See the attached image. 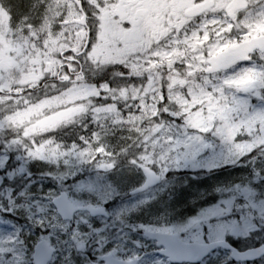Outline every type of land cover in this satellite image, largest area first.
Listing matches in <instances>:
<instances>
[{
  "label": "rangeland",
  "instance_id": "rangeland-1",
  "mask_svg": "<svg viewBox=\"0 0 264 264\" xmlns=\"http://www.w3.org/2000/svg\"><path fill=\"white\" fill-rule=\"evenodd\" d=\"M3 1L0 0V6ZM32 1L16 0V5L11 2L13 7L16 6L15 21H17L16 25H11L17 26L19 31L28 23V13L38 7L39 0ZM25 2L28 5L27 12L24 10ZM64 2L51 0L48 4L53 18L66 15L62 10L57 11L59 9L57 7ZM255 7L253 0V8ZM218 25L219 23L206 20L202 31L211 39L203 41L200 48L178 40L173 52L167 53L164 49L160 56H157L156 61L150 62L153 65L152 69L156 65L168 72L167 78L163 75H160L159 79L150 77L145 80L143 86L128 82L127 79H117L112 84L101 86L114 98L128 103L125 116L120 113L116 104L97 109L96 115L103 128L105 125L112 133L120 131L125 136L126 148L122 153L129 163L127 168L121 166V159L117 157L119 153L115 154L113 151L116 145L107 146L98 143L97 146H87L76 152L65 153L64 175L60 176L66 181L60 185L45 186L47 182L44 181V163L55 154L54 149L43 146L36 152H32L24 143L23 150L27 151L26 155L20 154L16 161L12 159L10 161L7 154L9 149H13L12 144L9 143L10 139L7 138L8 126L25 123L27 116L35 114L36 111L39 113L40 108L30 105L27 109H10L5 105L6 99L0 97V151L2 152L0 169L9 162L12 165L13 161V166L6 171L9 187L3 186L5 177L0 175V232L3 235V239L0 236V264H31L34 247L42 239H48L59 249L51 264H92V260L101 263L103 257L109 254L121 260H131L136 255L142 257L141 254L146 251L154 252L155 247L149 245L142 236L144 230L169 233V229L182 228L188 232L191 243L205 244L231 240L237 242L240 248L253 245V241L264 242V187L260 188L258 184H264V162L257 163L249 160L244 164L237 163L240 156H245L253 148L264 145V124H261L259 132L255 124L245 128L246 133L252 137V143L244 141L228 147V144L222 145L217 138L208 136L211 148L199 153L187 148L189 143L187 137L193 127L198 129L211 127L213 121L225 115V109L220 108L219 102L214 101L211 93L207 91L213 81L221 80L223 75L213 76L210 79L203 72L208 57L233 45L228 42L226 26ZM6 31H0V77L2 79L3 75L8 73L11 81H18L17 86H21V84L32 82L37 76L34 74L36 70L42 68L44 71H54L58 65L56 56L62 49L55 48L48 42H43L42 46L35 42L36 46H25L28 56L25 58L18 56L19 60L16 62L14 56H7L5 52L11 51L13 54L12 50L21 52V48L13 49L6 46L1 39L5 37ZM224 32L226 36H223ZM260 34H264V26H258L252 36ZM10 35H14V32ZM34 35L35 39L40 38L37 34L34 33ZM238 35H240L239 31H233L232 41ZM224 43L226 46L221 48L220 45ZM172 56L177 57L178 67L164 62ZM149 58L146 57L143 60ZM18 65L23 69L26 66L23 70L25 77L21 73L17 74L20 71ZM133 66L139 67L137 62ZM134 69L138 71L139 68ZM25 78L28 80L26 81ZM8 80L9 78L3 79L2 84H6ZM245 83L247 81H236L228 84V87L241 89ZM75 87L78 88L71 93L75 100L83 99L91 94L99 96L101 93L98 87L84 85ZM185 89L191 101L187 99ZM165 92L168 102L162 103ZM131 100L137 101L133 103ZM164 112L171 115L164 116L159 123L151 122ZM171 116H179L186 120L187 124L179 125V122L172 120ZM32 133V131L24 133L23 138L30 141L33 138ZM237 134L242 133L237 131ZM193 135L199 136L201 132L193 133ZM129 146L134 147L132 152L128 149ZM182 146H185V149ZM14 150L22 149L16 147ZM260 156L264 157V149L261 150ZM135 157L139 158L137 164L131 163ZM153 158L160 159V162H155ZM92 161L97 166L96 174L84 175V177L77 175ZM32 163L36 165L30 170L29 165ZM154 165L162 169L161 172L165 176L163 183L144 195L128 197L127 194L131 195V192L141 185V180L145 176L144 168H152ZM14 168L20 175H13ZM251 169H253V190L246 193L248 201L243 198L246 201L243 205H246V209L250 206L252 210L243 217L241 216L243 208H237L240 217L236 219L231 215L232 208L237 206L234 204L238 201L237 198L245 193L236 186L239 182L241 184L244 175L250 173ZM187 170L191 172L187 174L185 172ZM32 173L37 176H24V174ZM258 173H261V176H258ZM205 175L217 178L201 179ZM259 177L260 182H256ZM78 178L90 184L76 183L74 189H70L66 183L69 179L76 181ZM63 188L68 190L74 201L94 204V206H108L110 220H93L86 214L77 217L76 227H72L57 219L56 213L49 215L48 209L52 206V198L59 193L58 190ZM85 189L93 193L91 198L84 199L77 194ZM216 196L214 203L211 199ZM41 215L43 219L38 218ZM214 219L225 222L227 227L213 228L209 235L204 236L202 226ZM8 228L9 236L16 232L19 237H22L20 244L23 246L20 249L16 246V241L7 242V237L2 230L7 231ZM89 244H93L94 247L90 249ZM154 258L159 257L149 255L142 257L144 264H157ZM164 260L159 258V264H170ZM202 264L234 263L228 253L219 251ZM257 264H264V260Z\"/></svg>",
  "mask_w": 264,
  "mask_h": 264
},
{
  "label": "flooded vegetation",
  "instance_id": "flooded-vegetation-1",
  "mask_svg": "<svg viewBox=\"0 0 264 264\" xmlns=\"http://www.w3.org/2000/svg\"><path fill=\"white\" fill-rule=\"evenodd\" d=\"M62 1L65 2L57 7V11L62 10L66 15L53 18L48 8L51 0H39L38 7L28 13V23L22 26L21 31L10 24L11 21L17 23L16 6L11 5V2L16 5V0H4L1 6L6 13L0 12V31L7 30L5 37H1L2 41L8 47L21 48V52L14 56L16 61L19 60L18 56L27 57L25 46H36L35 42L40 46L48 42L62 49L56 54L58 65L54 71L36 70L34 74L37 76L30 84L17 86L19 82H12L11 77L6 84H2L0 77V97L6 99L8 108L27 109L30 105L40 108L39 113L36 111L27 116L25 123L10 126L23 130L22 137L24 133L32 131L33 142L47 145L59 143L60 146L65 143L67 135L76 142H82L80 137H84L83 142L86 143L97 139L98 98L89 95L83 99H73L71 93L77 88L75 86L88 84L97 87V81L120 79L122 73H126L128 82H135L138 86H143L150 77L159 79L163 73L157 71L160 68L156 65L152 69L150 62L156 61L164 49L167 53L173 52L178 40L197 48L206 41L191 36L204 30L203 25L207 20V15L197 18L196 13L202 11L199 8L228 5L233 9L236 3V0H204L198 8L192 0ZM213 14L218 15L215 10ZM126 20L133 22L131 29L125 28L123 22ZM218 26L224 27V24L219 23ZM11 32L14 35H10ZM34 33L40 38L35 39ZM223 36H226V32ZM146 57L150 58L143 60ZM136 62L139 67L133 66ZM164 62L178 67L177 57H169ZM209 62L210 57L207 66ZM131 66L139 68L138 71H127ZM20 73L25 77L24 71ZM164 74L166 78L169 76V73ZM19 124L23 125L18 127ZM16 140L18 142L15 137V144ZM54 153L49 158L47 175L62 173L64 152ZM83 171L92 173L93 169L85 168ZM89 245L92 246L90 249L94 247L93 244Z\"/></svg>",
  "mask_w": 264,
  "mask_h": 264
},
{
  "label": "snow or ice",
  "instance_id": "snow-or-ice-1",
  "mask_svg": "<svg viewBox=\"0 0 264 264\" xmlns=\"http://www.w3.org/2000/svg\"><path fill=\"white\" fill-rule=\"evenodd\" d=\"M254 2L256 5L255 8L252 7V0H244L243 4L235 9L230 8L228 5L223 7L213 5L197 12L196 16L200 18L207 15L208 20L224 24L227 30L228 42H231L233 45H241L245 40L251 38L254 30L258 26H264V0H254ZM192 3L199 8V6L203 5L204 0H192ZM81 6L83 7L84 5L82 4ZM101 7H103V4H101ZM213 10H215V13H218V15L213 14ZM123 23L127 29L133 27V22L131 20H126ZM238 25H241V27L238 28ZM233 31L240 32V35H238L234 41H232L231 36ZM197 38L202 40L211 39L210 36H205L203 31L194 33L193 39ZM226 43L221 44L220 47H225ZM256 44L258 46L250 48L247 56L243 59L236 60L231 54H225L217 58L218 64L228 67L220 69L223 73V78L219 81L214 80L207 91L211 93L214 101L219 102L218 106L225 109V115L223 118L213 121L211 127H204L203 129L193 127L187 137L189 140L187 148L189 150H194L196 153H199L205 149L211 148L212 145L208 143V136L217 138L222 145L228 144V147H231L232 144H239L244 141L252 143V137L246 133L245 128L255 124L257 132L260 131L261 124H264V42L258 41ZM185 67H187V65H185ZM211 71L212 69L210 68L209 72ZM123 75H126V73H122V76ZM209 78L211 79V76ZM236 81H247V83H245L241 89L228 87V84H232ZM97 87L101 88L100 85ZM185 93L187 96V89H185ZM99 98L104 99L105 97L102 94ZM187 99L191 101L190 96H187ZM167 102L168 99L165 92L162 103ZM205 114H207L206 110ZM170 115V113L164 112L161 113L160 117L154 119L159 123L164 116ZM171 119L178 121L179 125L187 124V121L181 119L179 116H171ZM237 131L242 134H237ZM196 132H201V135H193V133ZM233 137H235L234 140ZM80 139L83 142L85 138L80 137ZM182 147L185 149V146ZM262 149H264V145H261L260 148H253V150L248 152L245 156H240L237 163H247L249 160L257 163L264 162V157L260 156ZM253 153H256V155H253ZM138 162V157L133 158L131 161L133 164H137ZM157 170L160 173L162 171V169L153 167L154 172L157 173ZM77 184L90 183L78 181ZM77 194L84 199H88L91 198L93 193L85 189ZM42 203H44V201H42ZM48 214H55V205H52L48 209ZM38 218L43 219V216L41 215ZM202 227L205 236L206 234L209 235L213 228L223 229L226 228L227 225L225 222H218L214 219ZM168 231L170 234L163 235L160 238L162 243H158V245L161 246L159 250L162 255H164L165 249L180 251L191 243L189 234L184 229H169ZM134 259L137 264H140L141 261L142 264H144L143 259L139 255H136ZM154 259H156L157 264H159V258ZM92 261L93 264H96V260Z\"/></svg>",
  "mask_w": 264,
  "mask_h": 264
},
{
  "label": "water",
  "instance_id": "water-1",
  "mask_svg": "<svg viewBox=\"0 0 264 264\" xmlns=\"http://www.w3.org/2000/svg\"><path fill=\"white\" fill-rule=\"evenodd\" d=\"M239 1V0H238ZM238 4H241L240 1ZM241 6V5H240ZM239 6V7H240ZM205 6L201 7L203 10ZM203 8V9H202ZM264 42V36L253 38L249 42L241 44L235 48H230L227 51L220 53L214 57L210 63L212 71L208 73L219 72L221 68H226V65H220L217 63V58L225 54H231L236 60L243 59L247 56L250 48L258 46L256 42ZM159 182V178L156 175L149 174L147 183L139 189L137 192H144L145 190L154 187ZM54 204L57 207L60 215L64 220L72 221L74 215L79 211H89L94 216H108L106 211L101 208H95L93 206H88L85 208H77L70 203L67 194H62L59 198L54 200ZM165 234H152L147 233L146 236L151 240H156L158 243H162L160 239ZM159 246V245H158ZM161 247V246H159ZM224 249L231 252V258L235 262H252L264 258V245L250 249L244 252H239L232 245L227 242H216L208 245L201 244H188L180 251H171L168 249L164 250V256L168 257L173 264H200L204 259H206L210 254L215 252L217 249ZM54 255V250L50 247L47 241H41L35 248L34 262L35 264H49ZM105 264H130V262L119 261L113 256H106L104 258ZM131 264H137V262L131 261Z\"/></svg>",
  "mask_w": 264,
  "mask_h": 264
},
{
  "label": "trees",
  "instance_id": "trees-1",
  "mask_svg": "<svg viewBox=\"0 0 264 264\" xmlns=\"http://www.w3.org/2000/svg\"><path fill=\"white\" fill-rule=\"evenodd\" d=\"M34 1V0H33ZM32 1V2H33ZM25 6H24V10L27 12V7H28V5H27V3L25 2V4H24ZM18 8V7H17ZM17 129H15V128H9V129H7L6 130V132H7V138L8 139H13V138H17V137H20L21 136V132H22V130H17ZM4 138V137H3ZM21 139H22V137H20ZM2 141H3V139H2ZM4 141H6V139H4ZM72 142V141H71ZM9 143H10V145H11V143H12V141H9ZM24 143H25V145H27L28 143L24 140ZM2 144H3V142H2ZM67 146H69V145H71L70 143H67L66 144ZM114 146H115V144H113ZM129 145H131V144H129ZM134 146V145H133ZM133 146H129L128 147V149L130 150V152H132V150H134L133 148ZM123 148H124V146H123ZM2 150H3V147H2ZM114 150H115V152L117 151V149H116V147L114 148ZM118 150L120 151L121 149H120V147L118 146ZM147 150H149V149H147ZM0 153H1V151H0ZM15 151L13 150V149H9V151H7V154H8V156L9 157H11V158H13V157H15ZM22 153H24V151H22ZM123 157V155L121 156V158ZM125 160L127 161V158H126V156H125ZM125 162V161H124ZM243 164H244V162H242ZM13 166V161H12V165H11V162H9L7 165H5L2 169H0V175H2L3 177H5V179H4V182H3V186H5V187H9L10 185L7 183V178H8V175H7V169H9V168H11ZM124 166H128V163L127 164H125ZM246 173V172H245ZM245 177H243V179H242V182H241V184H240V182H239V184H237V188H239L240 190H242L243 192H245L244 193V195L243 196H239V198H237V202H235L234 204H237V206H234L233 208H232V213H231V215L233 216V218H239L240 217V215H239V213L237 212V208H243V212H242V214H241V216H247L250 212H251V207L249 206V209H246L245 207H246V205H243V203L244 202H246V201H248L247 199H246V193L248 192V191H250L251 189L253 190V169H251V172L250 173H247L246 175H244ZM259 176H261V175H259ZM260 180H261V178L259 177L258 178V180H256V182H260ZM259 184V187L261 188V187H264V184L263 185H261L260 183H258ZM200 189H202V188H200ZM243 198H245V200L243 199ZM253 219V218H252ZM14 235V236H13ZM12 235V237H8V235H6V240H7V242H10V243H13V242H15L16 241V246H18L19 247V249H20V247H22V245H20V244H17V242L19 241V237L16 235V233H14ZM0 236L2 237V239H3V235H2V233L0 232ZM13 238V239H12ZM249 241V240H248ZM264 242H260V241H253V245H250V246H248V247H245V248H252V247H257V246H260L261 244H263ZM237 247H238V245H237ZM239 248V247H238ZM20 251L17 249V253H19Z\"/></svg>",
  "mask_w": 264,
  "mask_h": 264
}]
</instances>
